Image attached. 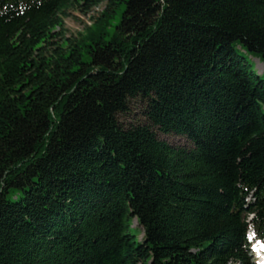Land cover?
Here are the masks:
<instances>
[{
    "label": "trees",
    "instance_id": "1",
    "mask_svg": "<svg viewBox=\"0 0 264 264\" xmlns=\"http://www.w3.org/2000/svg\"><path fill=\"white\" fill-rule=\"evenodd\" d=\"M237 46L264 66V0H0V264H253L264 79Z\"/></svg>",
    "mask_w": 264,
    "mask_h": 264
},
{
    "label": "rangeland",
    "instance_id": "2",
    "mask_svg": "<svg viewBox=\"0 0 264 264\" xmlns=\"http://www.w3.org/2000/svg\"><path fill=\"white\" fill-rule=\"evenodd\" d=\"M105 3L100 2L96 5L88 8L86 11H82L77 8H72L68 10L67 16L64 19V35L66 37H77L79 33H82L86 27H89L95 18L99 16L101 11L104 9ZM236 50L238 53L243 55L251 64L252 71L260 75L264 79V66L263 62H261L259 59L253 57L252 55L244 52L240 47H236ZM145 108L144 101H141L140 99H133L129 102V111L126 114H121L118 116L119 122L124 125L128 126L130 124H136V123H146V119L143 115V111ZM154 131L157 134V137L161 140H165L170 144H186L187 141L185 138L175 136V135H165L161 132H159L156 128H154ZM133 225H136L134 222ZM141 237V236H140ZM251 258L250 261L253 264L256 263V255L252 253V250L250 249Z\"/></svg>",
    "mask_w": 264,
    "mask_h": 264
},
{
    "label": "bare ground",
    "instance_id": "3",
    "mask_svg": "<svg viewBox=\"0 0 264 264\" xmlns=\"http://www.w3.org/2000/svg\"><path fill=\"white\" fill-rule=\"evenodd\" d=\"M263 250V254H260V251ZM258 253H259V258H260V263L264 264V247H259L258 248Z\"/></svg>",
    "mask_w": 264,
    "mask_h": 264
}]
</instances>
